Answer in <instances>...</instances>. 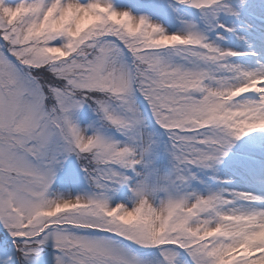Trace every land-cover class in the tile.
<instances>
[{"label":"snow or ice","instance_id":"6c2138e0","mask_svg":"<svg viewBox=\"0 0 264 264\" xmlns=\"http://www.w3.org/2000/svg\"><path fill=\"white\" fill-rule=\"evenodd\" d=\"M0 264H264V0H0Z\"/></svg>","mask_w":264,"mask_h":264}]
</instances>
